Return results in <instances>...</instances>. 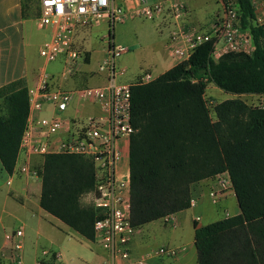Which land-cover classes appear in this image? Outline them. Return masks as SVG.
<instances>
[{
	"label": "trees",
	"instance_id": "16d2710c",
	"mask_svg": "<svg viewBox=\"0 0 264 264\" xmlns=\"http://www.w3.org/2000/svg\"><path fill=\"white\" fill-rule=\"evenodd\" d=\"M30 1L24 0L25 9ZM241 22L253 35V55L212 58L213 43L150 83L132 86L130 180L132 224L139 228L190 208L193 186L228 172L240 213L195 232L198 264H264V107L239 96L264 94V28L254 25L249 0H239ZM214 84L237 95L213 107ZM30 114L25 81L0 88V161L13 174ZM41 207L84 238L95 241L100 212L82 203L96 186L88 156L51 153L41 171Z\"/></svg>",
	"mask_w": 264,
	"mask_h": 264
},
{
	"label": "built area",
	"instance_id": "2783aa9c",
	"mask_svg": "<svg viewBox=\"0 0 264 264\" xmlns=\"http://www.w3.org/2000/svg\"><path fill=\"white\" fill-rule=\"evenodd\" d=\"M129 1L134 4H129ZM254 10V25L264 28V0H249ZM42 27H51L53 33L39 49L45 65L62 60L64 74L73 75L80 62L88 58L84 44H79L77 35L82 30H91L98 23L109 24L110 31L117 23L140 17L157 24L174 22L165 49L177 62L188 61L195 50L206 43H213L212 58L220 60L231 52L253 55L256 51L253 35L244 29L241 22L239 0H219L221 9L206 27L185 24L189 13L186 0H39ZM109 56L99 65V72L108 74L106 84L81 86L71 90L58 88L51 90V76L45 67L41 69L40 80L35 88L29 89L30 114L22 136L20 153L26 156L51 153L76 154L91 157L96 163V186L87 193L90 204L100 212L95 225V241L114 258L131 260L129 249L137 229L132 224L130 172L123 175L118 168L124 159V145L129 142L135 129L132 124V86L137 83H150L156 78L146 73L134 83L117 81V60L129 52L127 47H118L108 37ZM74 100L80 103L98 104L101 114L86 118L80 117H40L46 104L64 112ZM264 107V106H263ZM59 136V141L55 139ZM19 157V156H18ZM108 169L103 180L97 177V168ZM32 174L30 165H19L17 173ZM16 174L14 170L13 174ZM11 183V181H9ZM234 192L228 172L212 178L209 195L213 203H219L228 193ZM198 205V198L192 196L190 208ZM230 217L226 213V218ZM197 217V220H200ZM24 232L22 229L6 234L11 244L7 258L9 264H25L23 258ZM180 247H160L139 264H146L152 257L175 258ZM40 264V263H37Z\"/></svg>",
	"mask_w": 264,
	"mask_h": 264
},
{
	"label": "crops",
	"instance_id": "0c3cea01",
	"mask_svg": "<svg viewBox=\"0 0 264 264\" xmlns=\"http://www.w3.org/2000/svg\"><path fill=\"white\" fill-rule=\"evenodd\" d=\"M186 3H188L189 13L185 18V24L195 26L194 21H198L199 17L195 8L189 5L188 0ZM129 4L133 5L134 2L129 1ZM38 5L39 10L27 7L24 14V0H0V88L18 80L25 81L29 89L35 88L39 83L43 67L51 76L49 86L51 90L58 88L71 90L86 86L93 81L100 85L106 84L109 76L106 72H99L98 67L109 56L110 32L115 43L114 26L110 31L109 24L101 22L91 30H82L78 33L77 41L86 47L88 58L85 62L79 63L75 74L66 75L63 62L49 66L41 62L39 49L51 37L53 29L40 25V4ZM153 26L160 39L158 43L162 47L161 50L147 51L143 58L147 63L146 68L137 65V61L134 62L131 56L122 59V63H119L118 59L117 79L120 82L134 83L146 73L154 76L153 69L164 68L159 75L154 76L157 78L177 65L164 47L171 32L176 28L174 22L164 21L161 28L153 22ZM99 38L102 45L99 43ZM124 47L129 48V52L123 56L132 51V47ZM129 58L132 59L129 60ZM248 95L258 99V103L253 106H264V94ZM101 112L98 104H83L79 100H74L64 112H59L52 105L46 104L42 110L35 111V114L40 117L86 118L99 115ZM55 139L59 141V136ZM123 149L124 159L118 168V173L121 175L130 172V141L125 143ZM44 160V155L26 156L20 153L14 175L8 174L0 161V181H2L0 185V264H9L7 256L10 254L11 244L7 242L6 234L18 229L24 232L25 264H139L140 259L146 258L160 247H180L181 252L175 258H149L146 264H198L196 229L226 218V213L230 216L240 213L235 192L228 193L219 203H213L209 195L212 178L206 179L193 186V195L198 198L197 207L188 208L139 227L129 245L132 259H116L101 245L84 238L41 207L40 174ZM25 162L29 163L34 175L17 173L19 165ZM107 173V168L102 166L97 168L99 180H103ZM85 199L89 201L86 194L83 196V200ZM197 217L201 219L197 220Z\"/></svg>",
	"mask_w": 264,
	"mask_h": 264
},
{
	"label": "rangeland",
	"instance_id": "374dc122",
	"mask_svg": "<svg viewBox=\"0 0 264 264\" xmlns=\"http://www.w3.org/2000/svg\"><path fill=\"white\" fill-rule=\"evenodd\" d=\"M187 1V0H186ZM189 5L193 6L196 10L197 17H199L198 21H194L195 27H206L209 25L211 20L216 16L219 9H221L219 0H188ZM40 4V2H39ZM188 4V3H187ZM35 10H39L38 3H35V1H30V6ZM99 24V23H98ZM97 24V25H98ZM105 31V30H104ZM114 34H115V43L118 47H124L129 46L132 47V51L128 54L123 56L122 58H119V63H122L124 58L132 57L137 61V65H141L143 68L147 67V63L144 61V56L147 53V51L151 50H161L162 47H160V42L158 39V35H156L153 22L137 17L132 20H128L125 23H117L114 26ZM101 36V35H100ZM99 43L102 45V42ZM107 40V39H106ZM97 56V54H95ZM132 58H129L131 60ZM123 59V60H122ZM41 62L44 63L43 58H41ZM57 62H62L61 59L51 62V64H57ZM118 62V60H117ZM164 68H157L153 69L154 76L159 75ZM118 82H120L117 79ZM88 86H97L100 85L98 82H89L87 84ZM86 85V86H87ZM102 85V84H101ZM237 95H233L230 93H226L222 91L219 87H217L214 84H209L206 90V100L208 102V106L211 111L212 119L215 120V113L213 111V107L226 99L230 98H237ZM242 100L247 102L250 105H255L258 103V99L254 96L245 94L239 96ZM2 181H0V185ZM82 203L87 206H92L88 200H83ZM233 211V210H232ZM207 221V220H206Z\"/></svg>",
	"mask_w": 264,
	"mask_h": 264
}]
</instances>
